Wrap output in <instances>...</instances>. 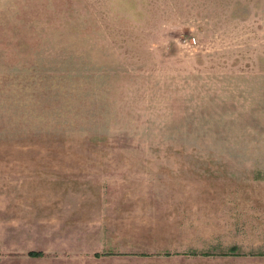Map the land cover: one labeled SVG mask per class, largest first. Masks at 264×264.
I'll list each match as a JSON object with an SVG mask.
<instances>
[{"label": "rangeland", "instance_id": "1", "mask_svg": "<svg viewBox=\"0 0 264 264\" xmlns=\"http://www.w3.org/2000/svg\"><path fill=\"white\" fill-rule=\"evenodd\" d=\"M0 264H264V0H0Z\"/></svg>", "mask_w": 264, "mask_h": 264}, {"label": "trees", "instance_id": "2", "mask_svg": "<svg viewBox=\"0 0 264 264\" xmlns=\"http://www.w3.org/2000/svg\"><path fill=\"white\" fill-rule=\"evenodd\" d=\"M28 255L29 256H40V255H43V252H40V251H29ZM95 256H99V254H95Z\"/></svg>", "mask_w": 264, "mask_h": 264}]
</instances>
